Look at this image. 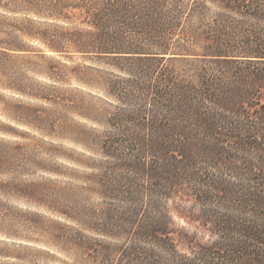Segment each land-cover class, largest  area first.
Returning <instances> with one entry per match:
<instances>
[{
    "label": "trees",
    "instance_id": "16d2710c",
    "mask_svg": "<svg viewBox=\"0 0 264 264\" xmlns=\"http://www.w3.org/2000/svg\"><path fill=\"white\" fill-rule=\"evenodd\" d=\"M194 2L0 0L3 8L16 3L17 8L75 25L28 34L50 51L61 55L70 49L97 57L125 75H76L118 106L113 112L94 113L91 107L85 113V119L103 129L80 127L75 141L101 158L74 159L91 172L78 177L87 186L68 200L75 205L93 193L124 204L121 210L109 206L87 219L72 215L86 230L122 241L113 246L72 235L85 262L95 264L103 250L115 248L130 264H162L158 253L143 246L174 251L164 202L183 193L203 206L219 203L226 212H205L204 220L213 225L219 240L202 248L199 264H264V37L245 30L247 24L223 20L203 30L194 22ZM220 2L230 11L246 8L243 0ZM246 10L264 23V9L256 3ZM1 30L4 33L0 25ZM0 44L5 41L0 39ZM7 44L22 50L14 41ZM189 56L202 62L189 77L166 64ZM12 107L3 101L1 110L14 122L30 124L20 105ZM0 134L19 136L5 126ZM53 167L24 144L0 142V175L14 173L0 188L10 196L27 203L45 201L50 182L28 178L38 172L59 176ZM60 238L72 244L68 235Z\"/></svg>",
    "mask_w": 264,
    "mask_h": 264
},
{
    "label": "rangeland",
    "instance_id": "374dc122",
    "mask_svg": "<svg viewBox=\"0 0 264 264\" xmlns=\"http://www.w3.org/2000/svg\"><path fill=\"white\" fill-rule=\"evenodd\" d=\"M190 3L192 5V1ZM255 3L264 9V0H243L242 4L248 8ZM193 5L198 17L194 18V22L203 30H209L219 20H223L230 25L247 24L245 30H255L257 36L264 37V23L250 18L246 8L240 13L230 11L223 8L220 0H195ZM0 25L4 29V33L0 31V39L5 41V44H0V127H11L19 135L11 137L0 134V142L26 145L29 151L47 159L61 173L56 176L38 172L28 178L36 182H50V193L39 204L27 203L15 194L10 196L4 193L0 188V264H93L91 260L85 262L81 259L82 256L79 257L74 238L78 239L81 234L113 246L120 245L122 241L86 230L79 221L72 219V215L87 219L91 213L100 214L109 206L121 210L124 204L102 199L93 193L85 202L75 205L69 202L68 199H75L74 194L80 193V188L87 186L78 177L91 172L75 163L74 159L86 161L88 157L95 160L101 158L76 143V132L80 127L102 131L103 128L84 118L85 113L91 111V107H94V113L102 110L113 112L118 105L100 90L79 82L76 75L102 77L111 74L118 78H124L125 75L105 64L106 60L93 56L83 57L70 49L60 55L47 49L36 36H28L29 33H41L56 26H75L47 18L45 12L37 15L28 8H17L16 3L10 7H0ZM9 41L16 42L22 50H11L13 46L7 44ZM197 58L199 57H180V61L166 64H173L177 71L189 77L194 73L196 64H202L196 61L200 60ZM242 60L245 59H239L240 62ZM256 63L262 66L258 61ZM3 101L11 109H14L12 106L20 105L21 113H25L24 119L30 124L10 119L1 110ZM261 104L264 105V99ZM13 177L14 173L0 175V182L10 181ZM164 204L172 221L170 239L174 251L156 246L143 247L147 251L158 253L162 264L188 263L191 259L196 264L202 248L219 240L213 225L204 220V214L208 209L226 214L224 208L214 201L203 206L183 193L172 195ZM83 208L85 215L82 214ZM86 208L92 211L87 212ZM62 233L71 238L74 236L72 244H67L64 238H60ZM113 250H103L95 264H130V259L122 258L119 250Z\"/></svg>",
    "mask_w": 264,
    "mask_h": 264
},
{
    "label": "clouds",
    "instance_id": "9594fccd",
    "mask_svg": "<svg viewBox=\"0 0 264 264\" xmlns=\"http://www.w3.org/2000/svg\"><path fill=\"white\" fill-rule=\"evenodd\" d=\"M217 237H211V239H216Z\"/></svg>",
    "mask_w": 264,
    "mask_h": 264
}]
</instances>
